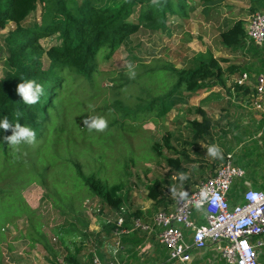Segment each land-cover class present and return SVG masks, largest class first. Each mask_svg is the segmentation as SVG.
Here are the masks:
<instances>
[{"label": "trees", "instance_id": "1", "mask_svg": "<svg viewBox=\"0 0 264 264\" xmlns=\"http://www.w3.org/2000/svg\"><path fill=\"white\" fill-rule=\"evenodd\" d=\"M193 4L194 0H125L118 7L101 8L92 0H0V28L5 29L10 23L15 26L4 38L2 47L8 71L0 78V119L6 116L13 125L20 123L37 133L34 144H22L13 149L5 139L13 135V129H0V228L18 216L33 215L23 192L32 184H45L50 177L55 178L52 181L55 196L51 195L59 209L70 207L71 196L80 197L82 193L83 196L89 195L86 200L97 198L115 211L126 207L120 186L109 188L96 175H86L81 165L75 162L76 157L72 159L70 156L66 144L74 139L75 144L82 137L80 122L86 116L85 109L76 113L81 105L79 95H85V102L100 98L94 88L96 76L101 74L99 63L110 61L121 47H128L131 35L143 28L165 32L171 16L189 19L188 12L194 11ZM39 5L42 6L39 18L32 19ZM220 37L228 49L243 48L263 56L264 43L259 45L251 41L242 21L235 22ZM49 38H54L55 44L45 49L41 40ZM229 62L209 53L196 57L190 69L168 71L177 77L173 89L135 112L157 111L158 117H164L183 103L184 97L190 98L215 86L225 87L226 81L238 74L236 67L230 66ZM250 69L245 66L242 72ZM151 76L155 74L147 71L138 80ZM33 79L44 86V94L37 104L28 105L17 94V86ZM150 83L153 82L144 84L148 87ZM98 85L100 87L99 82ZM242 87L237 85V89ZM196 113L202 121L193 119L189 123L194 145L209 137L211 127L205 111L197 109ZM126 114L129 116V112ZM117 124L118 121L112 123ZM127 126L129 124L123 121L120 128L125 130ZM171 136L169 133L164 140L166 147L174 150ZM161 147L155 144L154 150L161 153ZM166 160L172 169L184 170L179 158ZM61 163L74 164V168H68L67 174L72 178L75 173L76 183L70 189L57 181L60 180L58 171L50 173ZM152 184L148 199L156 205L164 203L162 188L169 182L157 180Z\"/></svg>", "mask_w": 264, "mask_h": 264}, {"label": "rangeland", "instance_id": "2", "mask_svg": "<svg viewBox=\"0 0 264 264\" xmlns=\"http://www.w3.org/2000/svg\"><path fill=\"white\" fill-rule=\"evenodd\" d=\"M92 1L97 7L115 8L125 0ZM204 4L201 0H194L195 11L188 12L189 19L171 16L165 32L143 28L131 35L128 47H121L110 61L99 63L101 74L96 76L97 84L94 88L100 98L85 102V95H79L82 99H79L81 105L76 113L85 109V119L103 117L108 126L102 132L90 131L83 122L85 119H81L79 132L82 137L75 144V139L66 144L71 151L70 156L72 159L76 157L75 162L81 165L86 175H96L109 188L120 186L127 202L125 205L129 208L152 210L154 203L148 200L147 194L149 187L157 180L169 182L162 189L169 196L174 195V200L176 193L181 192L179 189L185 184L179 183L181 179L176 173L177 170L169 166L166 158L177 156L180 160L185 159L184 144L178 139H185L188 121L197 118L195 111L202 109V105L198 93L190 98L184 97L183 103L164 117H158L157 111H135L173 89L177 77L171 76L168 71L190 69L194 66L196 57L209 53L217 59H228L230 52L222 44L221 33L242 14L247 21L251 16L246 7L240 3L232 4L229 0H224L222 7L221 4L213 5L209 10H204ZM41 8V5L37 7L32 19L39 18ZM238 9L241 10L237 11ZM222 14L225 15L224 20ZM13 29L15 26L12 23L5 29L0 28V78L8 71L6 55L2 50L4 38ZM41 44L47 49L55 44V39L41 40ZM129 63L132 64L131 71L135 72L134 76L129 75ZM147 71L153 72L155 76L138 80ZM146 81L153 83L146 87ZM215 103L213 100L211 105ZM224 108L233 111L225 97ZM116 121L118 124L112 125ZM123 121L129 124L125 130L120 128ZM172 131H175L174 151L166 147L164 140ZM155 144L162 146L161 153L154 150ZM61 156L65 157L63 154ZM68 164L61 163L50 173L58 171L60 180L57 181L63 182L70 189L76 183V178L75 173L72 178L67 175L68 168H74V164ZM54 179L50 177L45 184L35 183L24 190V200L36 217L18 216L13 222L0 228V264H55L60 247L56 238V231L60 226H57L65 225L68 220L74 223L75 213L83 212L85 202L87 218L100 217L97 212L104 208L102 203L97 198L86 200L90 197L88 194L83 196V193L80 197L71 196L74 205L71 203L70 207L59 209L51 195L55 196L56 191L52 183ZM59 184L57 187L61 191ZM193 188L194 185L190 187V191ZM62 199L66 201L63 196ZM66 224L72 225L68 222Z\"/></svg>", "mask_w": 264, "mask_h": 264}, {"label": "crops", "instance_id": "3", "mask_svg": "<svg viewBox=\"0 0 264 264\" xmlns=\"http://www.w3.org/2000/svg\"><path fill=\"white\" fill-rule=\"evenodd\" d=\"M211 1L209 3L203 1L204 10H209L213 5L221 4V7L224 5V0ZM229 1L232 4L240 3L248 9L247 13L251 14L248 21L242 14L231 24L237 21L244 22L246 32L254 14L264 15V0ZM239 10L241 9L237 11ZM224 17L225 15L222 14L223 20ZM228 51L230 52L229 64L236 67L235 71L238 74H233L232 78L226 81L225 87L215 86L199 93L202 110L211 121L210 135L194 145L193 132L189 125L193 119L188 121L186 128L188 133L184 135L185 139L183 137L178 139L184 144L185 159L181 160L184 170L176 172L181 179L179 183L185 185L179 189L180 193H175L177 196L193 193L201 182L214 177L228 157H231L232 164L244 171L243 177L233 182L227 196L230 205L234 207L244 203V196L249 190L264 193V113L257 111L253 106L256 99L257 79L260 75H264V51L262 57L258 56L255 51L243 48L228 49ZM246 60L248 62L244 63ZM245 66H250L251 69L242 72ZM244 74H247L249 79L240 85L237 81ZM237 85L243 87L237 89ZM224 97L232 105L233 111L224 108ZM213 100L216 103L211 105ZM196 114L195 119L202 121V117ZM172 132L170 133L172 135L171 146L176 150L173 145L175 131ZM211 145H217L220 148L221 156L208 155V147ZM174 158L178 157L174 156ZM193 185L195 188L190 191ZM163 193L165 195L163 194L162 197L165 202L161 205L152 204L154 207L152 210L133 209V207L126 206L121 208L124 209L121 216L120 211H115L102 203L104 208L97 212L100 217L96 219L87 218L85 202L83 212L75 213L76 221L74 223L71 220L67 221L72 225H67L66 222L65 225L57 226H60L56 231L60 247L55 264H94L96 260L101 264H230L215 244H210L204 250L192 251L188 262L182 263L170 259L169 249L160 240L163 229L156 225L155 216L160 211L174 212L177 196L174 200V195L169 196L167 191ZM134 213L137 217L133 216ZM120 217L124 218L121 226L118 225ZM137 220H140L148 229L138 227ZM193 220L198 226L206 225L205 209L196 208ZM179 227L183 231L185 240L191 244L193 231ZM260 240L264 243V235L260 237ZM256 241V238L251 239L253 244ZM258 256V264H264V245L259 249Z\"/></svg>", "mask_w": 264, "mask_h": 264}, {"label": "built area", "instance_id": "4", "mask_svg": "<svg viewBox=\"0 0 264 264\" xmlns=\"http://www.w3.org/2000/svg\"><path fill=\"white\" fill-rule=\"evenodd\" d=\"M249 38L261 45L264 43V15L256 13L247 28ZM249 79L244 74L238 79L242 85ZM254 108L264 113V75L257 79L256 99ZM228 157L216 175L201 182L195 191L189 195L181 194L175 201V211H160L155 216L156 225L162 227L161 242L169 249L170 259L177 262H188L194 250H204L210 244L217 245L230 264H258L259 249L264 245L260 237L264 235V193L249 190L244 196V203L232 207L228 201V193L237 178L244 171L235 167ZM196 208H204L207 214V224L198 226L194 220ZM121 209L119 215H122ZM124 223V218L118 219V225ZM138 227L143 226L140 220ZM193 231L192 243L184 237L182 229ZM256 238V243L251 239ZM94 264H101L98 260Z\"/></svg>", "mask_w": 264, "mask_h": 264}, {"label": "clouds", "instance_id": "5", "mask_svg": "<svg viewBox=\"0 0 264 264\" xmlns=\"http://www.w3.org/2000/svg\"><path fill=\"white\" fill-rule=\"evenodd\" d=\"M129 75L134 76L135 72L131 71L132 64L129 63ZM17 94L22 97L25 104L34 105L40 101L41 96L44 94V86L41 83H37L36 80H26L21 82L17 86ZM84 124L87 128L96 131H104L107 128V120L103 117H89L84 120ZM13 129V135L6 137L8 145L15 149L22 144L32 145L36 142L37 133L29 126H22L20 123L13 125L9 122L5 116L0 119V129L8 130ZM208 155L212 157L221 156V150L217 145H211L208 147Z\"/></svg>", "mask_w": 264, "mask_h": 264}]
</instances>
